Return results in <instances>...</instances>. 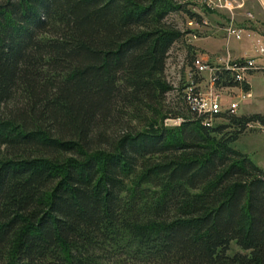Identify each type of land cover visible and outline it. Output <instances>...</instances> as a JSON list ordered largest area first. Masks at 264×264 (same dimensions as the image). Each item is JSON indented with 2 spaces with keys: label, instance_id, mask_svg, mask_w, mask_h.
Returning a JSON list of instances; mask_svg holds the SVG:
<instances>
[{
  "label": "trees",
  "instance_id": "trees-1",
  "mask_svg": "<svg viewBox=\"0 0 264 264\" xmlns=\"http://www.w3.org/2000/svg\"><path fill=\"white\" fill-rule=\"evenodd\" d=\"M188 19L177 0H0V264H264V168L232 146L264 117L191 108ZM231 87L249 84L217 67Z\"/></svg>",
  "mask_w": 264,
  "mask_h": 264
},
{
  "label": "rangeland",
  "instance_id": "rangeland-1",
  "mask_svg": "<svg viewBox=\"0 0 264 264\" xmlns=\"http://www.w3.org/2000/svg\"><path fill=\"white\" fill-rule=\"evenodd\" d=\"M195 10L203 15L207 21L206 26L196 29L200 36L188 37L196 48V55L205 60L215 62V60L225 55V38L222 27L225 24L227 12L219 11L215 13H204L202 8L195 6ZM250 12L252 17L244 18L243 14ZM235 23L245 29L240 39L230 38L227 43L230 58L248 57L260 65H264V4L261 0H244L242 10H239L235 16ZM168 20L173 22L178 28H183L184 22L177 15H170ZM184 50L179 43H174L168 52L165 60L164 74L166 80L173 86L177 84L180 78V67L182 65ZM186 74V73H185ZM187 76V74L185 75ZM249 82L250 96L238 101L235 114L257 113L264 117V83L259 77L258 72H253L246 77ZM200 92L205 96L210 93L217 96L221 107L225 108L231 101L238 99L240 91L236 87L218 88L208 87L202 83L199 87ZM172 93L166 94V99H170ZM207 103V100H206ZM204 102V105H206ZM171 123V121H167ZM232 146L246 154L256 165L264 168V129L257 125L243 134L232 143Z\"/></svg>",
  "mask_w": 264,
  "mask_h": 264
},
{
  "label": "built area",
  "instance_id": "built-area-1",
  "mask_svg": "<svg viewBox=\"0 0 264 264\" xmlns=\"http://www.w3.org/2000/svg\"><path fill=\"white\" fill-rule=\"evenodd\" d=\"M178 2H189V6L191 10L197 12L195 10V6L204 9L214 10L215 12L219 11H225L228 14L227 20L225 21L224 26L222 27L224 38H225V44H224V50L225 55L218 57L215 62L208 61L203 59L202 57H198L195 55V57L192 60V66L196 71L203 72L206 74L207 79V86L213 87V73L214 70L217 67H223L225 69H229L234 72V77L236 80L240 81L242 79H246L248 76L247 71L248 70H255V72H258L260 79L264 83V65H260L256 63L252 58H230L227 48V43L230 38L233 39H240L241 34L243 31H245L244 28L237 26L235 23V16L239 10H242L244 0H177ZM264 4V0H261ZM199 15H201L200 22L194 21L193 19H188L185 23L187 26L192 27L193 29H198L199 27L206 26L208 23L203 18V15L199 12H197ZM244 18L249 19L252 17L250 12H245L243 14ZM191 37H195V34H191ZM241 62H236L234 60H239ZM191 73L187 71V77L189 78ZM248 82V81H247ZM189 84L186 87L187 95H189V92H191L192 87L194 86L192 84V81H189ZM249 84V82H248ZM240 91V95L237 100L231 101L227 105V109L230 112H234L238 106V101L244 99L245 97L250 96L249 89L246 91ZM190 96V95H189ZM207 100V103H206ZM190 106L192 109H195L197 112H208L209 114L217 113L220 111L221 106L217 100V96L211 95V93L208 96H205L200 92V89L197 90V92L190 96L188 100ZM204 102L206 105H204ZM167 121H171V123H176L177 121L168 119ZM169 123V122H168ZM254 125H257L260 129H264V125H259L257 123H254L250 125L253 127Z\"/></svg>",
  "mask_w": 264,
  "mask_h": 264
},
{
  "label": "crops",
  "instance_id": "crops-1",
  "mask_svg": "<svg viewBox=\"0 0 264 264\" xmlns=\"http://www.w3.org/2000/svg\"><path fill=\"white\" fill-rule=\"evenodd\" d=\"M237 58H248V57H237ZM255 61V60H254ZM256 62V61H255ZM258 64H260V62H256ZM263 65V64H262Z\"/></svg>",
  "mask_w": 264,
  "mask_h": 264
}]
</instances>
